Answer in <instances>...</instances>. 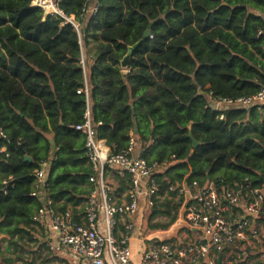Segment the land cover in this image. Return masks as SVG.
I'll use <instances>...</instances> for the list:
<instances>
[{
  "label": "trees",
  "instance_id": "obj_1",
  "mask_svg": "<svg viewBox=\"0 0 264 264\" xmlns=\"http://www.w3.org/2000/svg\"><path fill=\"white\" fill-rule=\"evenodd\" d=\"M89 2L58 0L63 17L30 0H0V235L7 237L0 261L6 264H34L30 243H38L33 215L40 207L81 214L94 183L84 137L72 126L87 110L111 153L134 136L142 158L165 164L152 174L163 198L155 199L148 220L159 213L167 222L153 229H166L178 215L170 186L233 188L240 201L231 208L242 215L264 186V104L212 102L264 86V0H94L88 13ZM43 163L40 191L34 171ZM102 175L120 201L129 176L109 165ZM260 204L254 218L246 217L264 221V198Z\"/></svg>",
  "mask_w": 264,
  "mask_h": 264
},
{
  "label": "built area",
  "instance_id": "obj_2",
  "mask_svg": "<svg viewBox=\"0 0 264 264\" xmlns=\"http://www.w3.org/2000/svg\"><path fill=\"white\" fill-rule=\"evenodd\" d=\"M30 5L40 7L45 13L65 17L58 7V0H30ZM93 6L87 8L88 13L93 10ZM67 19L71 21L70 17ZM72 24L76 27L75 23ZM80 91L77 90L78 93ZM84 92L87 93L86 87ZM212 102L216 107L264 104V86L251 96L234 99L216 97ZM72 127L84 137L85 153L92 168L89 181L94 183V188L83 202L81 214L74 216L70 209L57 212L40 207L34 213L33 220L38 224L49 222L57 242L69 248L79 259L78 264L223 263L224 255L239 240L249 236L264 237L262 225L246 217L254 218L262 210V190H254V197L244 205L243 215L236 213L230 218L226 210L239 203L237 191L228 188L218 192L211 183L199 186L196 181L191 185L182 183L170 186L169 190H175V193L172 198L167 196L179 205L174 223L183 224L181 234L184 241L178 244L142 236L141 223L136 221V217L142 218L144 211L152 209L156 198H163L158 195L152 174L165 164L149 163L142 158L134 136L129 138L124 149L111 153L104 140L96 137L88 110L83 115V121ZM0 135L3 136L1 131ZM45 165L43 163L41 168L34 171L38 188L43 186ZM105 165L117 170L120 175L129 176L131 187L122 194L120 201L109 194L110 188L102 175ZM2 183H6V180ZM119 224L121 228L118 231ZM134 231L140 241L136 261L130 247ZM0 247L3 245L0 244Z\"/></svg>",
  "mask_w": 264,
  "mask_h": 264
},
{
  "label": "crops",
  "instance_id": "obj_3",
  "mask_svg": "<svg viewBox=\"0 0 264 264\" xmlns=\"http://www.w3.org/2000/svg\"><path fill=\"white\" fill-rule=\"evenodd\" d=\"M94 4V0H91L89 2V7L93 6ZM49 137H51V135H48ZM4 148L2 147V150ZM47 164L44 166V179L45 176L47 174ZM262 196L264 198V186L262 187ZM243 204V203H242ZM241 206V205H240ZM232 206H229L228 209L226 210V213L228 214V216L230 218H233L234 215H236V213H238L239 209L233 211V208H231ZM235 212V213H234ZM78 214V213H77ZM136 221L141 223V234L142 236H148L150 238H156L159 240H169L172 241V239H174L176 236H180L181 240L184 241V236L183 234H181V226L183 224H178L175 223V225L177 226V228L175 229V235H172V232L170 229H163V230H159L157 229L156 231H154L153 233H143V226L144 225V218L142 216V218L140 217H136ZM257 225H262V229L264 228V221H257ZM121 228V224L118 225V231ZM117 235H119V232L116 233ZM167 234L168 237H167ZM35 240L38 241V243H34L31 242L30 246H33V250L31 249L30 252L31 254L29 255L30 260L34 259V264H50V263H55V264H78V258L69 250L68 247L59 244L57 242V239L55 237V233L53 230H51L50 226H49V222L43 221L40 222V224H38V226L36 227V230L33 234ZM173 236V237H170ZM6 236L5 235H0V244L3 245L6 242ZM262 241V248L261 251L262 253L259 254V256H262V264H264V237H262V239L260 238H256V237H251L249 236L247 239H243V240H239L237 243H235L231 250L228 251L225 255H224V262H227V258L229 259H234V257H239V256H246L249 257L248 253L250 252L251 248L254 247H259V242ZM139 238H137V233L134 231L132 234V238L130 240V247L132 250V256L133 259L136 261L137 258L139 257L138 255V249H139ZM175 242V241H172ZM178 243V242H175ZM34 244V245H33ZM178 244H181V242H179ZM233 248H237V250L234 252ZM33 251V252H32ZM234 252V253H233ZM235 254V255H234ZM230 255H232L233 257L230 258ZM223 262V263H224ZM222 263V264H223ZM0 264H6L2 261H0ZM226 264V263H225ZM237 264V262H236ZM239 264V263H238Z\"/></svg>",
  "mask_w": 264,
  "mask_h": 264
},
{
  "label": "rangeland",
  "instance_id": "obj_4",
  "mask_svg": "<svg viewBox=\"0 0 264 264\" xmlns=\"http://www.w3.org/2000/svg\"><path fill=\"white\" fill-rule=\"evenodd\" d=\"M162 199V198H160ZM148 215H149V211H144L143 212V218H144V225L143 226L144 230L143 233H153L154 231H156L157 229H153L150 227V225L154 224V223H160V224H165L167 222V218L164 215L161 214H156L153 218H151L150 220H148ZM177 228V226L175 225L174 222H172L166 229H170L172 232V235H175V229ZM165 229V230H166ZM159 230H163V229H159ZM169 234H167L168 237ZM170 236V237H173ZM172 241L175 242H181V237L180 236H176L174 239H172ZM259 247H254L250 249V252L248 253L249 257L246 256H239V257H234V259H229L227 258V262H224L223 264H262V256L260 257L259 254L262 253L261 248H262V241L259 242ZM234 252L237 250V248H233ZM233 252V253H234ZM235 255V254H234ZM50 264H55V263H50Z\"/></svg>",
  "mask_w": 264,
  "mask_h": 264
},
{
  "label": "water",
  "instance_id": "obj_5",
  "mask_svg": "<svg viewBox=\"0 0 264 264\" xmlns=\"http://www.w3.org/2000/svg\"><path fill=\"white\" fill-rule=\"evenodd\" d=\"M148 34H149V29H146V31L144 32V36H146ZM134 46L135 45H132V46H129L128 47L127 52L125 53V55L123 56V58L120 61L121 67L126 68L128 66V58H129V56H130V54H131ZM132 133L133 134H136L137 133V126H136L135 120H134V129H133ZM193 144L196 145L197 144L196 141L193 140ZM25 158L28 159V160H30V157L27 156V155H25ZM258 180H261V177H259ZM42 189H43V186L40 185L39 190L42 191Z\"/></svg>",
  "mask_w": 264,
  "mask_h": 264
}]
</instances>
